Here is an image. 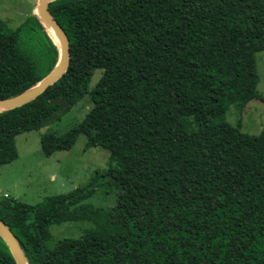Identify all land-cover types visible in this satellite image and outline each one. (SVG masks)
Returning a JSON list of instances; mask_svg holds the SVG:
<instances>
[{"label": "trees", "instance_id": "trees-1", "mask_svg": "<svg viewBox=\"0 0 264 264\" xmlns=\"http://www.w3.org/2000/svg\"><path fill=\"white\" fill-rule=\"evenodd\" d=\"M69 40L67 70L34 98L0 109V165L15 137L57 121L88 94L92 108L62 134L40 135L44 155L109 151L108 167L67 193L31 204L0 197V220L27 264H264V131L223 117L264 97L256 53L264 0H50ZM59 46L31 11L0 19V99L37 84ZM95 69L101 74L89 88ZM200 113L197 125L190 115ZM197 119V120H198ZM107 183L108 207L85 202ZM90 226L54 239L50 227ZM0 264H17L0 235Z\"/></svg>", "mask_w": 264, "mask_h": 264}, {"label": "rangeland", "instance_id": "rangeland-1", "mask_svg": "<svg viewBox=\"0 0 264 264\" xmlns=\"http://www.w3.org/2000/svg\"><path fill=\"white\" fill-rule=\"evenodd\" d=\"M37 4L38 0H0V19L15 28L31 11H35ZM256 65L259 76L257 89L264 97V48L256 53ZM100 74V69L94 70L89 88L96 83ZM92 106L93 102L86 94L59 120L40 130L18 134L15 137L18 157L10 163L0 165V197H15L35 204L46 196L67 193L83 186L95 172L106 169L109 151L98 146L86 148L84 134L77 136L70 149L55 151L49 156L44 155L40 147L42 132H66L78 124ZM196 116L203 118L200 113L190 115L193 125L199 122ZM223 118L232 124L239 121L240 129L244 132L260 133L264 131V101L254 99L243 106L232 105ZM117 193L115 187L103 183L85 202L108 207L115 204ZM89 226L87 221H69L53 224L50 231L54 239L78 237Z\"/></svg>", "mask_w": 264, "mask_h": 264}, {"label": "water", "instance_id": "water-1", "mask_svg": "<svg viewBox=\"0 0 264 264\" xmlns=\"http://www.w3.org/2000/svg\"><path fill=\"white\" fill-rule=\"evenodd\" d=\"M48 1L50 0H38L36 11L33 12L39 15V17H41L43 21L46 22L48 26L52 28V30L55 32L58 39L57 44L59 46L58 61L56 65L53 67V69L31 88L27 89L26 91L16 96L0 99V109L5 107L17 106L34 98L39 93H41L46 87L52 84L58 77H60L68 68L70 61L69 40L65 31L62 29V27L59 25L56 19L49 12L47 8ZM0 235L8 245L17 264H27L14 235L1 220H0Z\"/></svg>", "mask_w": 264, "mask_h": 264}, {"label": "bare ground", "instance_id": "bare-ground-1", "mask_svg": "<svg viewBox=\"0 0 264 264\" xmlns=\"http://www.w3.org/2000/svg\"><path fill=\"white\" fill-rule=\"evenodd\" d=\"M35 11H36V8H35ZM49 31L51 32V34H52V36H53V38H54V41H55L56 43H58L57 36L54 34V31L52 30V28L49 27Z\"/></svg>", "mask_w": 264, "mask_h": 264}]
</instances>
